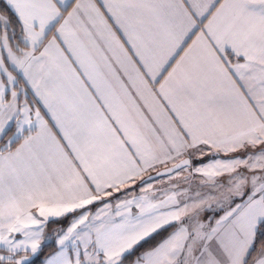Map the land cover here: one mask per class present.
<instances>
[{
    "label": "snow or ice",
    "instance_id": "6c2138e0",
    "mask_svg": "<svg viewBox=\"0 0 264 264\" xmlns=\"http://www.w3.org/2000/svg\"><path fill=\"white\" fill-rule=\"evenodd\" d=\"M0 3V264H264V0Z\"/></svg>",
    "mask_w": 264,
    "mask_h": 264
},
{
    "label": "trees",
    "instance_id": "16d2710c",
    "mask_svg": "<svg viewBox=\"0 0 264 264\" xmlns=\"http://www.w3.org/2000/svg\"><path fill=\"white\" fill-rule=\"evenodd\" d=\"M2 7H3V4L0 3V8H2ZM51 227H55V226L53 225V226H51ZM170 231H172L171 228L167 229L166 231H164V232L161 234V236L156 237V240H155V241H152V242H150L149 245H146V247L151 246V243H155L156 241L160 240L161 238H163V236L167 235L168 232H170Z\"/></svg>",
    "mask_w": 264,
    "mask_h": 264
},
{
    "label": "crops",
    "instance_id": "0c3cea01",
    "mask_svg": "<svg viewBox=\"0 0 264 264\" xmlns=\"http://www.w3.org/2000/svg\"><path fill=\"white\" fill-rule=\"evenodd\" d=\"M204 159H205V161H207L208 157H205ZM51 229H52V227L49 228V230H48L49 233L51 232Z\"/></svg>",
    "mask_w": 264,
    "mask_h": 264
}]
</instances>
